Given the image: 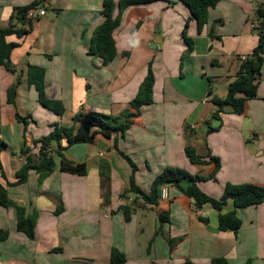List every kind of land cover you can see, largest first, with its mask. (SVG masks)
I'll use <instances>...</instances> for the list:
<instances>
[{
  "label": "crops",
  "instance_id": "obj_1",
  "mask_svg": "<svg viewBox=\"0 0 264 264\" xmlns=\"http://www.w3.org/2000/svg\"><path fill=\"white\" fill-rule=\"evenodd\" d=\"M36 1L45 16L27 19L26 36L6 38L18 45L11 54L13 72L0 67V184L36 218L35 238L18 231L14 207L0 206V233H8L0 241V264H111L113 249L125 254L127 264H212L216 258L264 264V203L237 210L242 221L237 232L220 231V213L210 204L197 208L176 186L160 188L158 205L130 193L132 168L120 154L137 165V185L146 194L167 168L204 177L214 172L216 162L193 164L187 147L219 159L216 178L200 184L206 194L221 198L228 183L264 186V67L258 95L247 102L244 114L227 107L219 119L213 117L218 111L213 99L227 96L240 73L241 57H249L258 45L253 21L264 0H221L209 10L201 31L181 0L132 6L114 32L117 55L108 65L90 54L93 33L104 21L94 16L104 0H0V29L16 23L17 8ZM187 24L194 42L190 55L183 39ZM134 39L139 40L136 46ZM150 64L154 103L133 118L117 148L115 135H97L92 143L62 152L74 164H85L87 175L61 172L54 146V172L43 180L31 172L26 183H17L27 157L38 161L40 141L55 125L71 127L78 114L132 111L130 103ZM31 66L45 70L46 98L63 103V116L39 103L29 80ZM13 87L17 96L11 105L8 91ZM102 162L108 163L107 178L101 175ZM191 184L190 179L180 182L183 189ZM123 206L134 210L129 222ZM59 207L63 210L57 215ZM233 210L229 201L222 213ZM162 214L168 219L162 221Z\"/></svg>",
  "mask_w": 264,
  "mask_h": 264
},
{
  "label": "trees",
  "instance_id": "obj_2",
  "mask_svg": "<svg viewBox=\"0 0 264 264\" xmlns=\"http://www.w3.org/2000/svg\"><path fill=\"white\" fill-rule=\"evenodd\" d=\"M162 0H120L118 4L114 0H104L103 9L97 12L94 19L103 18V23L96 28L93 33L92 45L90 54L103 59L104 64L111 63L117 55L116 42L114 39V32L121 24L122 15L128 8L132 6L150 4ZM188 6L193 18L198 24L201 31L208 23L209 10L215 8L221 0H181ZM40 5V1H36L26 7L17 8L12 17V21L16 22L10 27L0 29V67L3 66L9 72L11 69V54L15 48L18 47L15 43H7L8 36L16 35L19 38L26 36L29 30L25 28L27 23L28 13L36 9ZM116 8L118 14L116 15ZM258 18H260V26L254 31L258 34L259 42L252 54L242 61L240 73L237 78L230 84L228 93L225 98H215L213 103L218 107V111L214 113L213 117L219 119L225 109L229 107L232 113L242 115L246 111L247 102L254 99L258 95L260 78L264 67V9L258 10ZM21 26V28H16ZM189 25L187 24L183 31V39L186 42L188 49L186 54L190 55L194 49V42L188 35ZM212 37L213 33L211 34ZM46 72L43 68L31 66L29 68V80L35 85L39 95V103L49 111L58 116L65 114V107L61 101H52L46 98L45 92ZM154 84L155 75L152 64L148 67L147 75L141 84L136 97L131 101L130 108L122 113L120 116L106 115L102 113H90L88 115L78 114L74 117V125L65 127L55 125L53 131L43 138L41 142V149L38 154V161L32 157H27L26 163L21 167L17 173L18 184H24L28 181L31 172L40 174V179L43 180L56 169L55 157L52 155L56 146L55 156L59 158V170L63 173L85 176L88 173L85 164H74L66 158L62 153L65 148L78 145L92 143L97 135L105 137H112L115 135V144L117 148V139L125 137L128 130L133 125V118H136L143 107L152 105L154 103ZM17 96L16 87L8 91V103L15 104ZM17 120L27 124V119L17 115ZM65 140L66 147L62 146V141ZM124 159L128 161L132 168L130 177V193L136 194L139 198L147 204L158 205L160 198V188L164 185H173L180 189L186 196L194 201L197 208H202L204 205L210 204L220 214L218 216V228L220 231L237 232L242 227V221L237 215L238 209H245L251 206H257L264 203V186L255 184H241L235 185L228 183L225 187L224 194L221 198H214L206 194L200 187L202 182L210 179H215L216 174L220 169L219 159L216 157H202L197 153V150L192 147L186 148V154L193 164L205 165L210 162H216V169L208 176H193L187 171L179 168H167L157 177L153 183L152 192L146 194L137 185L136 173L138 171L137 165L133 160L124 153H120ZM102 177H108V163H101ZM184 179H190L192 184L183 189L180 182ZM232 201L234 210L228 213H222ZM0 206L5 208L14 207L17 211L18 223L17 229L24 233L29 239L35 238L36 218L28 216L26 209L17 206L8 195L7 189L0 184ZM63 208L59 207L56 214H60ZM126 221L131 220L134 210L128 206L121 207ZM168 218L161 215V220L165 221ZM8 237V233H0V241H4ZM111 264H127V259L124 253L118 249H113L111 252ZM212 264H230L225 258H216Z\"/></svg>",
  "mask_w": 264,
  "mask_h": 264
},
{
  "label": "built area",
  "instance_id": "obj_3",
  "mask_svg": "<svg viewBox=\"0 0 264 264\" xmlns=\"http://www.w3.org/2000/svg\"><path fill=\"white\" fill-rule=\"evenodd\" d=\"M37 13H38V16H39V17H43V16H45L46 11H45L44 9H33V10H31V11L28 13V15H27V19H33L34 16H35ZM260 23H261L260 18L257 17V18L253 21V28L255 29V28L259 27V26H260ZM246 59H247V56H243V57H241V61H245ZM167 197H168V195H167V191H166V190H163L162 198H163V199H166Z\"/></svg>",
  "mask_w": 264,
  "mask_h": 264
},
{
  "label": "clouds",
  "instance_id": "obj_4",
  "mask_svg": "<svg viewBox=\"0 0 264 264\" xmlns=\"http://www.w3.org/2000/svg\"><path fill=\"white\" fill-rule=\"evenodd\" d=\"M131 43L133 44V46H136L139 44V40L138 39H134L131 41Z\"/></svg>",
  "mask_w": 264,
  "mask_h": 264
}]
</instances>
